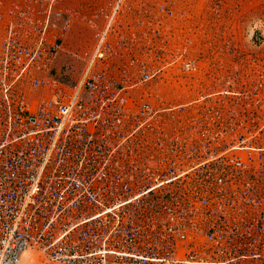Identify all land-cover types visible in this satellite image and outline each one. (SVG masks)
<instances>
[{"label":"built area","instance_id":"built-area-1","mask_svg":"<svg viewBox=\"0 0 264 264\" xmlns=\"http://www.w3.org/2000/svg\"><path fill=\"white\" fill-rule=\"evenodd\" d=\"M17 1L0 3V264H264V147L162 136V108L96 68L107 26L66 84L63 12Z\"/></svg>","mask_w":264,"mask_h":264},{"label":"rangeland","instance_id":"rangeland-1","mask_svg":"<svg viewBox=\"0 0 264 264\" xmlns=\"http://www.w3.org/2000/svg\"><path fill=\"white\" fill-rule=\"evenodd\" d=\"M52 2L63 12L51 17L52 30L62 31L55 68L66 84L79 77L95 33L107 26L109 46L96 68L162 108V136L242 133L264 147V0ZM130 71L150 77L132 85Z\"/></svg>","mask_w":264,"mask_h":264},{"label":"crops","instance_id":"crops-1","mask_svg":"<svg viewBox=\"0 0 264 264\" xmlns=\"http://www.w3.org/2000/svg\"><path fill=\"white\" fill-rule=\"evenodd\" d=\"M17 0H0V3L2 5V9L4 12H6V10L8 8H10V6L12 5L13 2H15ZM119 72V71H118ZM111 73V72H110ZM113 73H117V70L116 71H113Z\"/></svg>","mask_w":264,"mask_h":264}]
</instances>
